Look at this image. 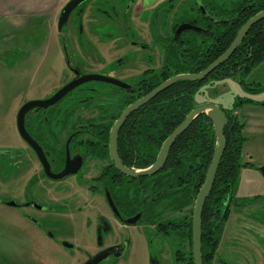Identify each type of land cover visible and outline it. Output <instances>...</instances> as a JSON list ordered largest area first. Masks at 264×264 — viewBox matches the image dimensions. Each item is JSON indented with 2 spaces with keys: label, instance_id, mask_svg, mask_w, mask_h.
<instances>
[{
  "label": "rangeland",
  "instance_id": "rangeland-1",
  "mask_svg": "<svg viewBox=\"0 0 264 264\" xmlns=\"http://www.w3.org/2000/svg\"><path fill=\"white\" fill-rule=\"evenodd\" d=\"M68 1L60 0L58 13L49 28L45 20L35 21L33 17L0 24V28L3 25L0 31V264H78L84 259L82 253L66 249L62 244L80 245L88 251L101 248L97 243L100 217L106 218L111 226L110 232L100 235L102 247L112 242H127V249L117 264H175L174 247L170 245L174 241L167 243L155 236L149 226L125 228L111 221L105 200L98 194H90L84 184H75L79 176L68 179L74 184L73 197H59L58 190L63 187L60 183L39 181L36 159L17 134L16 115L21 105L48 98L71 77L65 54L69 66L82 74L127 80L137 77L144 66L157 69L160 65L158 53L151 54L153 63L147 64L142 54L122 47L121 61L136 70L126 71L125 75L109 73L112 40L101 36L108 31L99 29V18L84 17L79 27L72 15L61 30L57 29L59 12ZM151 2L140 0L138 10H149ZM11 24L16 26L14 30ZM64 37L66 50L62 49L60 40ZM122 41L126 46L127 40ZM79 91H94L98 100V93L116 90L106 84L88 82L75 92ZM238 99L252 102L233 107ZM194 104L233 110L244 123L241 160L250 164L241 169L234 193L239 199L250 196L251 203L244 208L231 207L213 264H264V178L260 173L264 165V61L243 77L208 80L194 96ZM253 173L263 181H254L250 177ZM32 178L38 179V183L30 187V196L42 205L47 204L53 212L38 211L23 204L30 198H26V193ZM7 200L19 205L7 206L3 203ZM76 206L82 208L80 214L75 212ZM26 215L39 221L41 228L37 230L25 219ZM48 234L53 236L52 240Z\"/></svg>",
  "mask_w": 264,
  "mask_h": 264
},
{
  "label": "flooded vegetation",
  "instance_id": "flooded-vegetation-1",
  "mask_svg": "<svg viewBox=\"0 0 264 264\" xmlns=\"http://www.w3.org/2000/svg\"><path fill=\"white\" fill-rule=\"evenodd\" d=\"M139 1L140 0H85L71 12L70 16L73 15L79 27H81L84 17L89 18L92 16L95 17V19H100L98 20L99 29H106L108 31L107 34L101 36L112 40L109 49L111 67L107 68L109 73L114 75H125L126 71L134 72L136 70L133 69V65L127 67V65L122 62L123 60L121 61L120 55L123 53L122 47H127L132 53L136 52L140 55L142 54L147 64L153 63L151 54L158 53L160 55L159 67L154 69L150 66H144L139 70L138 76L133 80L111 77L108 75L82 74L79 69L69 66L65 54L66 69L71 77L67 78L66 82L46 99H49L68 83L85 76H96L104 80H112L122 84L123 87L102 80L86 81L72 89L62 99L47 109H32L25 115V130L27 126L29 132H27V130L26 132L40 149L39 152L43 155L50 173L56 175L66 166L68 169L74 170L75 173L69 174L61 179H53L47 176L44 166L38 157V152L28 145L26 141L19 136L18 132L17 134L24 146L27 147L29 152L32 153L33 157L36 159L40 169L38 176L39 181L45 179L49 180L51 183H60L63 185V187L58 190L59 197H73V191L71 189H73L74 184L70 182V180L68 181V179L79 176V180L77 182L75 181V184H84L86 187L85 189L90 194H98L105 200L109 211V219L111 221L113 220L116 224L125 228L135 225L151 227L154 230L153 233L155 236H159L167 243L174 241V243L170 245L174 247L175 264H188L185 255L187 251L185 248H181L182 246L179 238L176 237L172 231L174 225L169 222L170 220L182 216V212L174 213L161 210L158 219L154 218L153 223H147L143 218L144 212L141 210L142 205L134 206V201L131 199L132 190L128 188L132 184V179L147 176L133 178L122 174L117 169L110 150L109 133L111 128L109 129L108 136H105L103 130H105L106 126L110 123H112V127L120 114L128 106L148 94L136 98L134 102L126 106L124 105L128 95L146 90L148 87V78L150 81L149 83H151L155 81L156 77L163 74L167 49H170V52L174 54H179L184 43L192 38L191 33H196L199 36L209 35L210 32H212V26L216 23L222 22L225 25L228 24L227 21H230L228 14L230 12H242L245 8V4L247 9H250L252 1L254 2L256 0H153V2L150 3L152 5L149 10H138L137 4ZM60 13L61 11L59 15ZM112 16L116 17V19L112 20ZM181 26L192 27V29L178 31ZM123 39L127 40L125 42L126 46H124ZM60 40L63 42L62 49L66 50L65 37ZM88 82L106 84L116 91L114 93H98V100L97 96H95L97 93L94 91H87L85 93L83 91L75 92L78 88H81L83 84ZM152 90H150V92ZM83 93L85 96H83ZM55 129H57V131ZM117 143L118 136H116L114 148L116 158L124 169L132 172H141L150 168L160 151L159 149L155 160L152 164L148 165V167L137 168L129 164L130 161L128 158L122 159L118 151ZM162 168L160 170H162ZM83 175L89 178L84 180L82 178ZM38 179L32 178L29 181L26 198H30L23 204L31 206L38 211L53 212L54 210L47 204L42 205L30 196L29 189L33 184L38 183ZM123 186H127L128 189L126 191V197L122 198L120 191ZM8 202L14 203V206L10 207H17L19 205L14 201H3L6 205ZM71 203L75 204V202ZM160 204L161 203H159V206ZM81 211L82 208L76 206L75 212L79 213ZM25 219H28L37 230L41 228V223L32 216L26 215ZM110 230L111 226L108 220L100 217L97 227V243L101 248L88 251L83 249L80 245L67 243H63L62 245L73 252L78 251L82 253L84 259L78 264H85L91 257L96 255H100V258H105L97 264H117L118 260L127 249V242H112L102 247L100 235L102 232L108 233ZM47 236L51 240L53 239V236L50 234Z\"/></svg>",
  "mask_w": 264,
  "mask_h": 264
},
{
  "label": "trees",
  "instance_id": "trees-1",
  "mask_svg": "<svg viewBox=\"0 0 264 264\" xmlns=\"http://www.w3.org/2000/svg\"><path fill=\"white\" fill-rule=\"evenodd\" d=\"M263 10L264 0L252 1L250 9H247L245 4L242 12H230L228 24L221 22L213 25L209 35L199 36L191 33L192 38L184 43L179 54L167 49L163 74L151 83L148 78L146 90L128 95L124 105L146 95L155 86L175 75L195 74L207 68L230 46L238 29ZM263 61L264 19L252 26L231 57L205 80L178 81L133 112L117 133V147L122 159L128 158L129 164L137 168L148 167L155 160L164 140L193 109L197 108L194 96L202 85L208 80L219 81L237 75L243 77ZM251 102L248 99H238L233 107ZM221 110L226 118L222 131L225 147L201 214L203 264L214 262L231 207L244 208L251 203L248 199L236 198L234 193L241 169L250 165L241 160L242 146L245 142L244 123L233 110ZM111 125L112 123L108 124L103 130L105 136H108ZM26 130L29 132L27 126ZM215 145L212 123L204 114L197 116L169 148L162 170L152 176L132 179V184L128 187L132 190L131 199L134 206L142 205L141 210L145 213L143 218L147 223H153L154 218L158 219L161 210L182 212V216L169 222L174 225L172 231L179 238L181 248L187 251L185 255L188 264H192L193 204L203 184ZM128 188L122 187L120 191L122 198L126 197Z\"/></svg>",
  "mask_w": 264,
  "mask_h": 264
},
{
  "label": "water",
  "instance_id": "water-1",
  "mask_svg": "<svg viewBox=\"0 0 264 264\" xmlns=\"http://www.w3.org/2000/svg\"><path fill=\"white\" fill-rule=\"evenodd\" d=\"M85 0H69L64 7L61 10V13L58 18L57 22V28L58 30H61L62 26L67 22L71 12L79 6ZM264 19V10L255 14L250 19H248L237 31L232 43L230 46L224 51L223 54H221L214 62H212L207 68L204 70L195 73V74H179L176 75L163 83H161L159 86H157L155 89H153L150 93H148L146 96L142 97L141 99L137 100L130 106H128L118 117V119L115 121L113 126L111 127L109 136H110V150L113 160L116 163L117 169L124 175L136 178L141 176H151L155 174L157 171H159L166 159L167 151L168 149L173 145L175 140L181 136L187 128L190 126L191 122L194 118L197 116H200L202 114L206 115L210 122L212 123L214 136L216 138V145L212 154L211 162L207 168V171L205 173L204 181L202 186L199 189V192L195 198L193 209H192V215H191V254H192V264H203L202 261V253H201V214L203 210V206L205 203V200L209 194V191L212 187V184L215 179V175L221 160V157L223 155L224 147H225V141L223 138V127L226 124V118L224 112L217 106L214 105H202L195 109H193L187 117L184 119V121L176 127L172 133L165 139L163 142L159 154L155 160V162L151 165L150 168H148L145 171L141 172H132L130 170L124 169L118 159L115 156L114 148H115V142H116V136L118 133V130L122 126V124L125 122L126 118L135 110H137L139 107L143 106L144 104L148 103L151 99H153L155 96H157L160 92L163 90L169 88L170 86L174 85L178 81H188V82H199L205 80L214 70H216L219 66H221L223 63H225L231 55L234 53L236 48L239 46V44L242 42L244 37L247 35V33L250 31L253 25L258 23L259 21ZM183 29H192V27L188 26H181L178 31ZM196 30L195 28H193ZM91 80H102L106 82H110L113 84H116L118 86H122V84H119L117 82H114L112 80H104L103 78L96 77V76H85L82 78H79L77 80H74L64 87H62L60 90H58L54 95H52L49 99L46 100H34V101H28L25 104L21 106L19 109L17 115H16V129L21 136V138L26 141L28 145H30L33 149H35L38 152V157L41 160L45 174L53 179H61L69 174L75 173L74 170L68 169L66 166L60 173L53 175L50 173V171L47 168V163L44 160L43 155L39 152L40 149L36 145V143L29 137L28 133L25 130L24 127V118L25 115L32 109L39 110V109H47L48 107L54 105L57 103L60 99H62L68 92H70L72 89L77 87L83 82L91 81ZM260 173L262 177L264 178V165L260 168ZM7 205L14 206L13 202H8ZM105 259V258H104ZM103 258H100V255H96L94 257H91L85 264H97L100 261L104 260Z\"/></svg>",
  "mask_w": 264,
  "mask_h": 264
},
{
  "label": "crops",
  "instance_id": "crops-1",
  "mask_svg": "<svg viewBox=\"0 0 264 264\" xmlns=\"http://www.w3.org/2000/svg\"><path fill=\"white\" fill-rule=\"evenodd\" d=\"M59 3L60 0H0V24L6 21L12 22L15 19L33 17L35 18V21L45 20V22L47 23V28H49V26H51V22H53L55 15L58 13L57 11L59 8ZM11 25L12 26L9 27L14 30V27L16 26H14L13 24ZM2 27L3 25L1 26L0 31L3 30ZM250 177H253V180L258 183H261V181H263L261 176L257 175L256 173H253V175H251ZM246 187L250 186L247 185ZM254 196L257 197L258 195ZM248 198H250V196H244V198L240 199Z\"/></svg>",
  "mask_w": 264,
  "mask_h": 264
}]
</instances>
